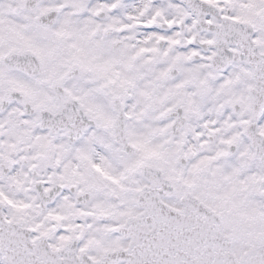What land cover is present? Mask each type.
<instances>
[{"label":"snow or ice","instance_id":"1","mask_svg":"<svg viewBox=\"0 0 264 264\" xmlns=\"http://www.w3.org/2000/svg\"><path fill=\"white\" fill-rule=\"evenodd\" d=\"M0 264H264V0H0Z\"/></svg>","mask_w":264,"mask_h":264}]
</instances>
